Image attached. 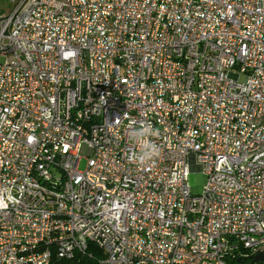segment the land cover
<instances>
[{
  "label": "built area",
  "instance_id": "built-area-1",
  "mask_svg": "<svg viewBox=\"0 0 264 264\" xmlns=\"http://www.w3.org/2000/svg\"><path fill=\"white\" fill-rule=\"evenodd\" d=\"M141 121L159 130L147 166ZM92 247L264 262V0H0V264Z\"/></svg>",
  "mask_w": 264,
  "mask_h": 264
},
{
  "label": "clouds",
  "instance_id": "clouds-1",
  "mask_svg": "<svg viewBox=\"0 0 264 264\" xmlns=\"http://www.w3.org/2000/svg\"><path fill=\"white\" fill-rule=\"evenodd\" d=\"M159 136V130L154 128L148 121L139 122L129 127L128 139L138 151H133L130 159L138 165H150L159 158L160 146L155 142Z\"/></svg>",
  "mask_w": 264,
  "mask_h": 264
},
{
  "label": "rangeland",
  "instance_id": "rangeland-1",
  "mask_svg": "<svg viewBox=\"0 0 264 264\" xmlns=\"http://www.w3.org/2000/svg\"><path fill=\"white\" fill-rule=\"evenodd\" d=\"M85 167V159L82 158L78 165V170H83ZM205 175L199 170H193L188 174V185L192 194L201 193L205 184ZM256 264H264V262H257Z\"/></svg>",
  "mask_w": 264,
  "mask_h": 264
},
{
  "label": "trees",
  "instance_id": "trees-1",
  "mask_svg": "<svg viewBox=\"0 0 264 264\" xmlns=\"http://www.w3.org/2000/svg\"><path fill=\"white\" fill-rule=\"evenodd\" d=\"M93 253L92 258L86 255H75L71 260L61 261L59 264H98L97 261L102 257V253L95 247L90 248Z\"/></svg>",
  "mask_w": 264,
  "mask_h": 264
},
{
  "label": "water",
  "instance_id": "water-1",
  "mask_svg": "<svg viewBox=\"0 0 264 264\" xmlns=\"http://www.w3.org/2000/svg\"><path fill=\"white\" fill-rule=\"evenodd\" d=\"M254 261H264V253H258L253 257Z\"/></svg>",
  "mask_w": 264,
  "mask_h": 264
}]
</instances>
